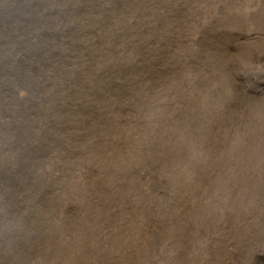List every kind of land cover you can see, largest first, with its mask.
<instances>
[{
    "label": "rangeland",
    "instance_id": "obj_1",
    "mask_svg": "<svg viewBox=\"0 0 264 264\" xmlns=\"http://www.w3.org/2000/svg\"><path fill=\"white\" fill-rule=\"evenodd\" d=\"M74 2L70 50L119 97L84 94L38 204L51 236L17 264H264V0Z\"/></svg>",
    "mask_w": 264,
    "mask_h": 264
},
{
    "label": "bare ground",
    "instance_id": "obj_2",
    "mask_svg": "<svg viewBox=\"0 0 264 264\" xmlns=\"http://www.w3.org/2000/svg\"><path fill=\"white\" fill-rule=\"evenodd\" d=\"M66 1L67 5L64 0H0V264H17L23 258L27 263L40 240L51 236L38 227L43 210L38 204L48 205L55 167L50 164V153L64 148L61 156L69 158L65 136L72 121L79 118L83 96L92 97L93 112L95 97L103 101L108 95L117 96L106 87L112 79L105 78L114 68L83 64L78 49L70 50V43L77 47L81 39L70 41L74 25L66 23L67 14L76 2ZM79 6L73 8L77 9L75 17ZM254 16L261 19L260 12ZM135 50L141 56L145 53L137 46ZM81 71L89 89L81 85ZM255 75L264 83L261 74ZM94 80L98 92L92 90ZM100 82L106 88L102 93ZM118 95L126 93L121 90ZM212 98L217 103L221 99ZM88 163L82 162L81 167ZM15 244L21 247L17 253Z\"/></svg>",
    "mask_w": 264,
    "mask_h": 264
}]
</instances>
